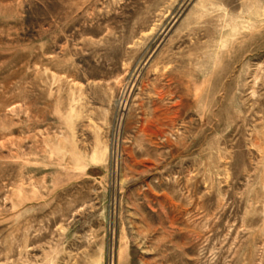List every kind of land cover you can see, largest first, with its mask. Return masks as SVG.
<instances>
[{
    "label": "rangeland",
    "instance_id": "374dc122",
    "mask_svg": "<svg viewBox=\"0 0 264 264\" xmlns=\"http://www.w3.org/2000/svg\"><path fill=\"white\" fill-rule=\"evenodd\" d=\"M0 264H264V0H0Z\"/></svg>",
    "mask_w": 264,
    "mask_h": 264
}]
</instances>
